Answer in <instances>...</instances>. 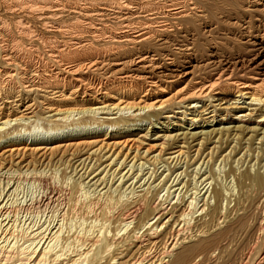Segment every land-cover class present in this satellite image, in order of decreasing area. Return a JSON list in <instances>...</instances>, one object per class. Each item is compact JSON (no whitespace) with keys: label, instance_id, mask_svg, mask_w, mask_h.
I'll list each match as a JSON object with an SVG mask.
<instances>
[{"label":"bare ground","instance_id":"bare-ground-1","mask_svg":"<svg viewBox=\"0 0 264 264\" xmlns=\"http://www.w3.org/2000/svg\"><path fill=\"white\" fill-rule=\"evenodd\" d=\"M22 3L14 33L0 26V264H205L233 239L227 264H264V69L213 55L202 63L210 71L192 75L215 0ZM176 54L191 56L190 70L176 68ZM171 112L191 114L190 125L234 124L141 128ZM42 123L50 132L32 136ZM246 156L256 168L236 173L232 162ZM219 158L236 192L212 181ZM23 183L36 188L28 198L18 195Z\"/></svg>","mask_w":264,"mask_h":264},{"label":"rangeland","instance_id":"rangeland-1","mask_svg":"<svg viewBox=\"0 0 264 264\" xmlns=\"http://www.w3.org/2000/svg\"><path fill=\"white\" fill-rule=\"evenodd\" d=\"M6 2L8 4H13V5L16 4V3L17 4H21L22 2H25V3H22L23 5H25V4H28L30 2H34V0H22V1L21 0H15V1L14 0H6ZM6 2L5 3L0 2V16H1L0 19L2 20V21H0V26L3 25L6 28H8L9 30H11V32L14 33L15 29L17 27H19V25H20L19 23L23 22V18L18 19L19 16H18V12L17 11L19 9L17 10V8H18L17 4L14 6V10L12 11V9H7L6 8ZM215 2L217 3L216 5H218L217 10L213 8L215 13L214 14L212 13L213 15L211 14L209 19H207V21L204 22V24H207L204 29L205 30H210V31L209 32H201L200 31L198 33L199 37H200V40H199L200 42H198V45L200 46L199 48L201 49V52H197L196 55H195L194 60H191L192 63H197L199 65L196 69H194L195 72H193L192 75H196V74H198L199 72H202V71H207V72L210 71L209 69L204 70L203 69L204 67L202 66V63L204 62V60H206L207 57H212L213 55L214 56H220L221 58L225 57V58L230 59V60L238 59V58H241L243 60V58H244V60H243L244 64L243 65H245V63H247L245 66L249 65L250 67H252V66L255 65L254 68L264 69V0H249V1L248 0H219V1L215 0ZM224 3L226 5H224ZM224 6H225V9H222V8H224ZM188 58L190 59L191 56H186V57L183 58L182 55H180V54L177 55L176 54V57H175V61L177 63L176 64L177 65L176 68L178 70H182V71L190 70L189 66H188L189 63L187 62L189 60ZM189 76L190 75L179 77L176 80L177 82H175V83H178V82H181V81H185ZM155 91L153 92L154 94L158 93L157 90H155ZM167 91H168V89L165 88L161 92V94L163 93L165 96L169 95V94H167ZM87 97L88 96H86V98ZM242 100L247 101L244 98L241 99L240 101H242ZM201 103H202V101L197 102L195 105H200ZM238 104L241 105L242 103L239 102ZM198 109L199 108H197V110ZM183 110L185 112H187V113L190 112L189 110H186L184 107L174 108V111H183ZM100 112H102V113H100ZM104 112H105L104 110L103 111H99L98 114H96V116L99 117V118L100 117H105L106 114H104ZM220 112L221 111H217L216 114H218ZM141 113H143V111H141ZM47 114H49V113H47ZM170 114L172 116H169L168 118H161V116H163L164 114H161L159 116H150L149 118L144 119L142 122H140V123L143 124L141 126V128H144L145 126H147L148 129H149V132L153 133L157 129H162L163 128L161 126L162 124H164V125L167 124L168 125L167 128L173 130V132L175 130L178 131V132H181V131H184V130L185 131L187 130L189 132H194V131H199V130H202V131L209 130V129H211L213 127H216V126H219V125L220 126L222 125V126L225 127L227 125L230 126V125L234 124V122H226V123H222V124H217L216 121H218V119H219V117L217 116L215 121H213V122H210V123H205L204 122V123H202L201 121H198V122H194V124L190 125V121L187 120L186 118L188 116H191V114L182 115V114H180V112H177V113L171 112ZM78 116L79 115L71 116L69 118V120L72 117H75L74 119H76ZM177 117H181V119L178 120ZM198 117H199V115H198ZM225 118L228 119V115ZM223 121H225V120H223ZM40 122L41 121H38V124ZM161 122H163V123L161 124ZM175 122L181 123L182 126H181V124H180V126L174 125ZM136 123H139V122H136ZM201 124H202L203 127L200 126ZM196 126H198V127H196ZM189 127H195V128H189ZM49 132H50V130H48L47 126L43 125V123H42V125H39V127L36 128V130L35 129L31 130L32 136H36V137H39V138L46 136ZM23 135L27 136V134L25 132L23 133ZM151 137H154V134L151 135ZM256 141L257 140H255V143L253 144V147L259 146V144ZM211 145L212 144H208V147H210ZM229 147L230 146L225 148V150H223L220 153L221 154H226L228 152V150H229ZM184 149H185V147H183V150ZM208 150L209 149L207 148V149H205L203 151L202 157L204 156V154H206L208 152ZM157 151H158L157 149L154 150L153 152L150 153L149 156H151L152 154H156ZM243 151H244V149L240 150V152L237 153L234 156V158L237 159L240 156L242 158L244 156V155H242ZM254 155H255V153H254ZM165 156L168 157L169 154L165 153L163 155V157H165ZM247 157L248 156H246L245 161H244V163H243V165L241 167H239L240 163L236 165V160H234L232 162L231 166L233 165L235 167V169H236L235 172L236 173H238L239 171L244 169L246 164H250L251 163L250 165H252L253 163H255L254 167L250 166L251 168H249V171H251V172H253V170L256 168V160H254V157L250 160V162H247V160L249 158V157L248 158ZM170 159L171 158H169L167 162H169ZM206 159H207V157L205 158V160ZM220 159L221 158H219L213 164V171L215 170V173L213 174L212 181L215 180L216 187H219L220 189L222 188V190H224V191L226 190V188H228L230 186L231 189H233V191L236 192L237 187L235 186L234 180L232 179L233 177L232 176L225 177V175H224L225 171L229 168L230 164H229V162L226 163V161L223 162ZM174 160H172V162L169 164L170 168L173 166ZM263 162L264 161H261L259 163V165H261ZM163 163L164 162L159 163L157 165L158 168H157V171H156V175L160 171H162L163 169H166V164H163ZM204 163H205V161H204ZM180 164H181V161L178 164L176 163L175 166L179 167V166H181ZM209 164H210V160L208 161V164H207V166L204 169V171H205L204 175H207L209 173V171H208V165ZM175 166H174V168H176ZM204 166H205V164L202 165V168H201L200 172L203 171ZM144 167H145V169H144ZM144 167H143V171L142 172L144 173V172L147 171L146 174H145V177H146V176H148V174L152 170V165H147V163H146L144 165ZM184 167L185 166L183 165L182 167L177 168L175 170V172L172 174V177L174 176V174L176 172H179V171L183 170ZM237 167H239V168L237 169ZM190 168L191 167H189L188 170H190ZM126 169H127V167L122 171V173ZM261 169L263 170L264 168L263 167L260 168V171H261ZM129 172L130 171H128L126 173V175L124 176L123 179L126 178L127 174H129ZM167 172H168V170H164L163 171V175L166 174ZM73 175H74V173L72 172L71 176H73ZM77 176H78V174H76L74 177L70 178V180L73 179V178H76ZM181 176H182V173H181ZM152 177H153V174L151 175L149 181L152 179ZM161 177H163V176H161ZM88 179H89V177L87 179H85L84 181L86 182ZM95 179H96V177L91 179L89 181V183H92ZM117 183H118V181H116L112 185L111 188L113 189V187L116 186ZM227 183L229 184V186H228ZM107 186H108V184H107ZM135 186H136V184H135ZM19 188H18V195L21 196L22 198H28L30 195H32V193L34 194V192L36 191V188L33 185H30L28 183L21 184L19 186ZM223 188H225V189H223ZM103 190L104 189H102V191ZM235 192H233V193H235ZM226 193H228V191ZM212 200H213V198H209L208 201H210V204L213 203ZM231 204H232V202L229 204V206ZM222 210L224 211V208ZM48 218H49V214L41 215L40 218H36V219L37 220L39 219V224H40L41 222L47 220ZM33 219H35V218H33ZM28 220H30V218H28L26 220V222H28ZM54 223H55V221L53 222L52 225H54ZM223 223L221 225H223ZM57 224H58V222H57ZM50 225H51V223H50ZM234 240H235V242H234ZM236 240L237 239H233L232 241L228 242V244H229L228 246H227V242H225L224 244L227 247H225V246H224L225 248L222 247L223 248V252H222V248H220V249L218 248V249L214 250L212 252L211 256L209 257V259L208 260L206 259L204 261L205 264H213V263H215V264H217V263L227 264L228 263V261H226L227 258L229 260V257H228L227 254H228L229 251H231V249L232 250L234 249V247H235L234 245L238 244L237 243L238 240H237V242H236ZM226 248H227V250H226ZM224 250H226V251L224 252Z\"/></svg>","mask_w":264,"mask_h":264}]
</instances>
